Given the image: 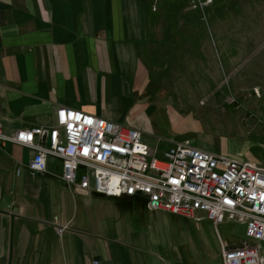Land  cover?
<instances>
[{
  "label": "crops",
  "instance_id": "obj_1",
  "mask_svg": "<svg viewBox=\"0 0 264 264\" xmlns=\"http://www.w3.org/2000/svg\"><path fill=\"white\" fill-rule=\"evenodd\" d=\"M219 2L189 10L188 0H0L3 132L53 128L60 107L134 128L149 147L164 126L179 131L198 113L195 99L227 91L217 86L222 78L250 88L246 78L264 71L263 60L253 73L236 72L251 43L231 14L220 22ZM179 136L169 147L189 140L211 152ZM32 156L16 144L0 148V264H222V238L205 218L151 212L139 197L74 193L58 159L32 175ZM54 219L69 225L61 237Z\"/></svg>",
  "mask_w": 264,
  "mask_h": 264
},
{
  "label": "built area",
  "instance_id": "obj_2",
  "mask_svg": "<svg viewBox=\"0 0 264 264\" xmlns=\"http://www.w3.org/2000/svg\"><path fill=\"white\" fill-rule=\"evenodd\" d=\"M212 3L189 0L187 6ZM9 143L33 152L27 164L32 175L45 174L48 160L58 159L61 180L74 193L139 197L151 212L205 218L215 229L224 222L243 226L238 244L218 239L222 264H264V161L232 160L188 140L174 143L159 160L140 131L66 107L57 109L53 128L6 134L0 126V148ZM53 222L59 237L69 228Z\"/></svg>",
  "mask_w": 264,
  "mask_h": 264
},
{
  "label": "rangeland",
  "instance_id": "obj_3",
  "mask_svg": "<svg viewBox=\"0 0 264 264\" xmlns=\"http://www.w3.org/2000/svg\"><path fill=\"white\" fill-rule=\"evenodd\" d=\"M215 2L216 0H213V3L208 7H211ZM187 5L186 8L189 9ZM216 11L221 19L220 22H224V17L231 14L234 30L243 33L242 38L251 43L250 54L237 67L236 72L239 75L245 74L246 71L253 73L255 69L251 68L256 63L261 64L260 62L264 60V0H220ZM221 26L223 27V23ZM256 31H260L257 36ZM219 64L223 73H227L228 68L225 61L219 60ZM262 69L264 70V65H262ZM246 80L255 85L246 88L248 86L238 80L231 87V84L222 78L221 83L217 86H222L227 91L216 100L204 97L195 99L194 102L200 106L197 110L198 113L190 117L192 120L189 124H185L184 127L179 126L182 130L178 128L179 131L170 133L164 126L162 130L156 131L155 135L149 137L154 156L162 160L163 153L169 148L170 140L178 139L180 134L191 136L197 146L204 143L211 152L220 153L222 150L228 149L242 153L245 159L263 162L264 71H261L257 78L249 77ZM190 142L193 144L192 141ZM245 152L247 154H244ZM201 224L208 231L207 223L202 222ZM211 227L215 238L218 239L219 236L229 245L238 244L244 239V228L238 224L224 222L216 229L212 225ZM261 251L264 255V243L261 244Z\"/></svg>",
  "mask_w": 264,
  "mask_h": 264
}]
</instances>
